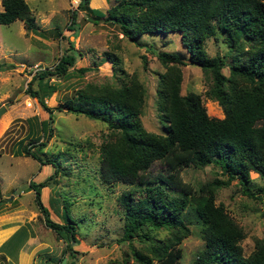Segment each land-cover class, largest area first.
I'll return each instance as SVG.
<instances>
[{
  "label": "trees",
  "instance_id": "obj_1",
  "mask_svg": "<svg viewBox=\"0 0 264 264\" xmlns=\"http://www.w3.org/2000/svg\"><path fill=\"white\" fill-rule=\"evenodd\" d=\"M1 4V23L9 24L19 18L27 30L44 34L26 0H1ZM79 10L94 22L102 18L117 25L122 36L136 42L143 34L179 31L187 50L186 57L181 52L154 51L164 65L156 88L164 133L144 127L140 116L146 87L136 73H127L122 67L116 46L107 50L105 57L116 75L122 74L117 75L120 80L87 81L58 107L102 120L110 129L99 145L102 180L129 184L119 195L123 221L117 238L128 241L129 252L117 263L180 264L182 239L191 232L184 216L188 212L201 224L204 239L203 248L189 264H264V236L255 237L253 249L245 254L241 245L243 227L222 202L215 200L217 188L233 180L241 185L243 194L264 198L260 195L264 194V183L259 185L251 175L254 172L264 179V0H114L105 10L91 6L90 0H78L68 28L78 27L75 18ZM57 33H61L59 28ZM217 35L223 36L227 50L209 55L206 40ZM69 42L73 50L60 55L52 68L39 70L40 78L68 73L76 58L73 43ZM189 62L210 75L205 94L221 106L222 117L208 114L201 93L181 91L182 66ZM225 66L227 74L222 70ZM88 69L81 66L77 71L83 74ZM31 79L28 92L37 95L45 109L52 110L44 102V95L53 87L47 86L50 88L39 95L32 88ZM42 122L45 133L51 126L46 128V119ZM44 144L40 142L39 146ZM32 146L24 145L23 153L43 164L52 163L53 174L57 173L61 161L44 159ZM156 161L163 168L154 172L150 168ZM209 164L219 169L218 176L197 185L183 180L184 166L203 168ZM29 184L45 224L71 249V243L79 241L69 195L60 199L65 221H55L40 197L41 188L49 184V179L30 180ZM163 228L167 234L156 235V230ZM134 239L141 245L135 246ZM61 259L55 258L58 263Z\"/></svg>",
  "mask_w": 264,
  "mask_h": 264
},
{
  "label": "rangeland",
  "instance_id": "obj_2",
  "mask_svg": "<svg viewBox=\"0 0 264 264\" xmlns=\"http://www.w3.org/2000/svg\"><path fill=\"white\" fill-rule=\"evenodd\" d=\"M26 1L44 34L27 30L19 18L9 24L0 22V105L6 106L0 116V264H8L4 254H9L10 261H16V264H118L117 260L129 252L128 241L117 239L122 233L123 221L119 195L129 184L102 180L99 145L110 129L102 120L58 107L75 88L87 81L117 83L120 80L118 76L122 74L117 76L111 61L105 57L106 51L116 46L122 67L127 73H136L146 87L140 116L144 127L164 133L165 122L156 105L158 73L164 65L154 51L181 52L186 57V47L179 31L143 34L136 42L122 36L117 25L102 18L94 22L83 10H79L75 18L78 27L68 28L78 0ZM95 1L98 0H90V5L103 10L114 2ZM2 8L0 0V10ZM58 28L61 33H57ZM69 41L73 43L76 58L68 73L40 78L39 70L52 68L60 55L73 50ZM206 50L209 55L225 52L227 44L223 42V36H210L206 40ZM81 66L90 69L82 74L77 71ZM222 70L228 73L226 66ZM30 79L32 88L39 95L43 89L53 87L44 95V102L52 110L45 109L37 95L28 92ZM210 83V75L200 66L191 62L182 66L181 91L201 93L208 114L222 117L221 106L205 94ZM45 119L49 121L46 128H51L44 133L42 121ZM40 142L45 144L39 146ZM24 145H34L32 149L44 159H59L58 172L53 174L55 165L52 163L43 164L37 158L25 155ZM160 168L163 165L156 161L150 170L156 172ZM218 171L212 164L203 168L187 165L181 169V175L183 180L197 185L218 176ZM50 175L53 177L48 178ZM251 175L256 183L263 185L264 179L257 173ZM44 179H49V184L41 188L40 197L52 220L65 221L60 199L69 195L72 200L70 209L77 220L74 225L79 241L71 243L72 250L53 228L45 224L43 212L36 202L29 181ZM260 195L264 197V194ZM215 200L222 202L243 227L245 236L241 245L248 254L254 247L255 237L264 236V198L255 199L243 194L241 185L233 180L229 185L217 188ZM184 216L191 232L182 239L180 264H189L203 248L204 239L201 224L193 213L185 212ZM166 234L164 228L156 230L158 236ZM133 244L140 246L141 242L134 239ZM58 257L62 258L59 263L55 260Z\"/></svg>",
  "mask_w": 264,
  "mask_h": 264
},
{
  "label": "crops",
  "instance_id": "obj_3",
  "mask_svg": "<svg viewBox=\"0 0 264 264\" xmlns=\"http://www.w3.org/2000/svg\"><path fill=\"white\" fill-rule=\"evenodd\" d=\"M102 1V0H101ZM95 2H100L99 0L98 1H95ZM101 3V2H100ZM11 235H12V233H11ZM1 253H3V252H1ZM4 254V253H3ZM4 256H5V258H7V261H8V264H11V263H14V264H16V261H10L11 259H10V256H9V254H4Z\"/></svg>",
  "mask_w": 264,
  "mask_h": 264
},
{
  "label": "water",
  "instance_id": "obj_4",
  "mask_svg": "<svg viewBox=\"0 0 264 264\" xmlns=\"http://www.w3.org/2000/svg\"><path fill=\"white\" fill-rule=\"evenodd\" d=\"M5 109H6V106L4 104L0 105V116L3 113V111H5Z\"/></svg>",
  "mask_w": 264,
  "mask_h": 264
}]
</instances>
